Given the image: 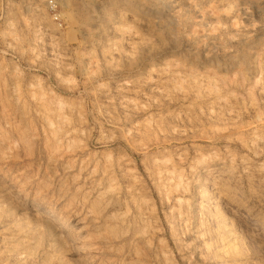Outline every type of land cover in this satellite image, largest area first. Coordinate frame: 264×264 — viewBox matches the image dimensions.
<instances>
[{"label": "rangeland", "instance_id": "374dc122", "mask_svg": "<svg viewBox=\"0 0 264 264\" xmlns=\"http://www.w3.org/2000/svg\"><path fill=\"white\" fill-rule=\"evenodd\" d=\"M0 172V264H264V0H0Z\"/></svg>", "mask_w": 264, "mask_h": 264}, {"label": "bare ground", "instance_id": "6f19581e", "mask_svg": "<svg viewBox=\"0 0 264 264\" xmlns=\"http://www.w3.org/2000/svg\"><path fill=\"white\" fill-rule=\"evenodd\" d=\"M0 174H2V172H0ZM0 178H2V177H0ZM5 179V178H4ZM1 180V179H0ZM2 183V182H1ZM14 184V183H13ZM11 185V184H10ZM13 187H15V186H13ZM12 192L14 193V194H20L21 192H22V190L21 189H19V188H14L13 190H12ZM202 193V192H201ZM202 195V194H201ZM17 198V197H16ZM43 201V200H42ZM41 201V202H42ZM203 201V200H202ZM39 204V203H38ZM35 208L37 209V210H35L34 212H35V214H42V211H41V209H43V208H41V205H35ZM52 221V220H51ZM47 226H48V228H49V231L50 232H54V233H65L66 234V237L67 238H70V237H72L73 238V234H71V232H70V229L68 228V226L66 225V224H64V223H62L61 221L60 222H50V223H48L47 224ZM78 253H80V254H83L81 251H80V249L78 248ZM225 264V263H224Z\"/></svg>", "mask_w": 264, "mask_h": 264}]
</instances>
